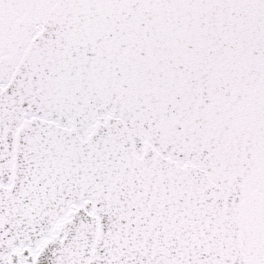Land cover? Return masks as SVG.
<instances>
[{
	"label": "snow or ice",
	"instance_id": "snow-or-ice-1",
	"mask_svg": "<svg viewBox=\"0 0 264 264\" xmlns=\"http://www.w3.org/2000/svg\"><path fill=\"white\" fill-rule=\"evenodd\" d=\"M0 264H264V0H0Z\"/></svg>",
	"mask_w": 264,
	"mask_h": 264
}]
</instances>
